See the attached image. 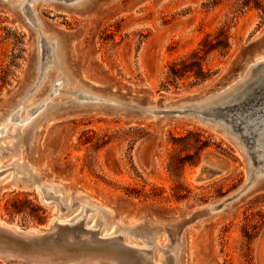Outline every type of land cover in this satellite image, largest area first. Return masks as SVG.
Returning <instances> with one entry per match:
<instances>
[{
    "label": "rangeland",
    "instance_id": "374dc122",
    "mask_svg": "<svg viewBox=\"0 0 264 264\" xmlns=\"http://www.w3.org/2000/svg\"><path fill=\"white\" fill-rule=\"evenodd\" d=\"M86 1H90L87 8L78 11L70 7L72 0H26L19 11L0 0V129L4 128L0 151L16 149L0 152V221L37 230L49 229L56 217L68 225L37 246L22 245L28 252L39 245L59 246L68 238L77 239V232L90 227L98 230L99 210H104L111 214L107 222L113 224L103 225L101 233L118 227L113 236H121L118 229H128L131 234L121 237L142 244L140 254L147 253L151 264H264V182L248 186L220 211L191 218L196 209L237 194L249 180V166L231 136L201 122L188 108L241 78L252 65L249 61L264 55V0H80L78 4ZM30 10L37 26L28 20ZM40 34L66 44L64 73L69 71V78L124 106L82 103L75 94L65 93L77 89L73 84L50 95L51 86L62 81L61 67L47 68L33 95L23 98V91L38 81L36 70L46 57L39 48ZM184 59L191 70L175 78L170 67L177 63V69H184L180 63ZM259 81L253 78L238 104L231 103L228 111L223 110L225 117L214 119L230 126L232 118L239 128H249L250 134L240 137H252L249 143L264 129V79ZM47 98L66 112L35 129L9 122L12 116L23 118L27 106ZM161 101L170 104L171 112L135 115L137 107ZM182 104L187 108H178ZM210 153L225 157L230 168L216 180L194 184L191 174ZM15 165L27 168L39 185L54 188V196L68 209L60 213L56 200L44 198L36 185H20L23 181L11 170ZM257 167L261 168L256 165L253 170ZM87 205L97 210L86 211ZM146 226L151 229L148 244L134 234ZM0 264L37 263L0 258Z\"/></svg>",
    "mask_w": 264,
    "mask_h": 264
},
{
    "label": "bare ground",
    "instance_id": "6f19581e",
    "mask_svg": "<svg viewBox=\"0 0 264 264\" xmlns=\"http://www.w3.org/2000/svg\"><path fill=\"white\" fill-rule=\"evenodd\" d=\"M2 1L4 3H6L7 5L11 6L12 8L18 9L19 11H21L23 9L24 2L26 0L21 1V2H18V0H11V1L10 0H2ZM33 1H36V0H33ZM11 2L18 4V5H13ZM78 2H80V0H72V2L70 3V7H74L78 11H83L90 4V1H86L84 3H79V4H78ZM30 8L31 7H29V9ZM26 11H27V6H26ZM29 12H31V14H32L31 10ZM25 16L27 17V15H25ZM28 17H29V15H28ZM28 20H30L31 24H34V22L36 21V18L32 14L31 17L28 18ZM34 25L37 26L36 24H34ZM39 38L41 40L40 41L41 45L39 46V48L41 47L42 49H44L46 51V57L41 62V64H39L37 67L36 75H37L38 81L35 82V84L33 85L34 87L32 86L29 90L25 89L23 91V93H22L23 98H25V97L28 98V97H31V95H33L36 88L41 83L42 78L45 77L44 71L47 68L53 67L54 69H56V68L61 67L59 79H61L62 81L59 82L58 84L51 86L52 90L50 92V95L59 93V90H57V89L59 87L63 88V85H72L73 84V85H77V87H76L77 89L65 91V93L75 94V96H74L75 99L82 102V103L86 102L87 105L92 106V107H102V106L104 107L107 103H110V102H112L116 106V108H120V107L122 108L124 106L120 102L115 101V99H111V98H108L106 96H101L98 94L91 93L90 89H89L90 87L87 89H84L82 87V85H80V82L77 79H74L72 77H70L71 78L70 79L68 77V75H70L69 71H67L66 74L64 73V70L66 71L65 64L67 63V60H68V51H67L66 44L63 41L57 42V40L55 41L54 39L44 37L41 34H40ZM250 62L252 63V65L245 69V75L243 74L244 76L242 75L241 78L232 79L228 83V85L226 87H224L220 92H218L216 94H215V92H213L210 96L201 98L200 101H198L196 103H191L188 108H191L193 110L194 109L204 110V109H207L213 105L226 103V102L232 100L233 98L237 97L238 94L244 90L245 86L253 78L255 80H257V78L260 75H262V73L264 72V55L261 58H258L255 60L252 59L251 61H249V63ZM257 67H259L260 69H258ZM54 82H55V80L51 81V83H54ZM261 83H262V81H261ZM259 84H257V85H259ZM249 85H250V83H249ZM248 86H247V88L251 87V86H249V87ZM33 90H34V92H33ZM242 94H244V93H242ZM50 95L48 96L49 99H51ZM243 96H246V95H243ZM48 98H47V100H48ZM239 98H241V97H239ZM247 99H249V98H247ZM47 100H44L43 102L39 103L36 106H30V107L27 106V112H26L24 117L22 116L23 118H16V117L12 116L9 119V122H11V120L18 121V123H17L18 127L16 126L17 128H21L23 126L29 125L28 127L30 129H35V128L39 127L41 122L45 121L46 119H49L51 117H56L57 115H60V113L66 112L65 110L60 108L59 104L50 103V100H48V101ZM238 100H237V104H238ZM242 100H243V98H242ZM185 107L186 106H184V104H182V106L180 105L178 108L184 109ZM262 109H264V108L262 107ZM188 111H191V110L188 109ZM36 114H38V116L40 118L34 119ZM238 116H240V115H238ZM241 116H243V115H241ZM262 117H264V116H262ZM222 118L223 117H221V119ZM249 119H248V122H249ZM256 119H257V117H256ZM220 121H216V122H220ZM259 121L260 120H258V122ZM211 124L213 127L221 128V130L225 134L231 136L233 138V140L239 145L240 149L243 151V153L245 155L244 143L242 141V139L244 137L240 140L241 136H239L237 133H235L230 128L229 124H228V126L225 125L223 122H220L219 124L214 123L216 125H214L213 123H211ZM12 125L15 126L14 124H12ZM259 125H261V124H259ZM254 126H256V125H254ZM254 126H252V127L254 128ZM262 126L263 125H261V127ZM16 127H14L13 129L10 128L13 131V134H14V132H16V129H15ZM261 127H259V128H261ZM3 129L4 128H1L0 131ZM256 129H258V128H256ZM262 130H264V129H262ZM251 131H252V128H251ZM29 132H30V130H29ZM248 132H250V131H248ZM255 132H257V131H255ZM29 136L31 138V133L29 134ZM245 136H248V135H245ZM249 140H251V139H249ZM254 143H255V148L257 150H260L259 157L263 160L262 163L260 164V166L263 169L257 167L258 169L250 172L251 181H250L249 186L258 185V184H261L264 182V135H262L261 133L257 134L256 138L254 139ZM2 150L7 151V152L8 151H11V152L16 151V149H12V148L2 149ZM2 150L0 152H3ZM11 170H13V172L15 173V177L18 180L20 179L21 182L23 181V184H20V185H23L24 187H30L31 185H36L37 188L39 189V192L42 195H44V198L55 199L56 202L58 203L59 207L61 208L60 213H63L64 210L68 209L65 205H63L61 203L60 197L54 196L55 189L52 188V190H50L48 186L39 185L37 180L35 179L34 175L27 168L25 169V167H24V169H23V168L19 167L18 165L17 166L15 165L11 168ZM190 179L194 184H197L196 182L193 181L192 174L190 176ZM85 210L92 212V210H97V209L89 207V208H85ZM88 217L89 216H86V218H88ZM110 217H111V214L109 212L104 211V210H101V211L99 210L98 222L96 223L100 227L98 230L92 229L93 227H90L89 230L86 229L82 233L79 231V232H77V236H78L77 239L72 237V238L66 239V242L61 243L63 241L62 240L60 242L61 244L59 246L58 245H52V244L51 245H48V244L44 245L43 243H41V244H43V246L39 245L38 247H35L32 250L29 249L32 253H28L29 254L28 256H31L32 258L36 259L37 261L72 258L73 260H78L81 264H151L152 262L150 263V260L148 262L145 258V256L148 255L147 253H146V255L140 254V252L142 251L140 246L142 244L137 245L134 243H129V242L125 241L123 239V237H121V236L126 235V234H128V235L131 234L128 229L119 228L120 230L118 229V232L122 234L121 236H113L114 233L116 232L115 230L118 227H116V229L111 233H108V234L101 233V228L103 227V225L106 226V225H112L113 224L112 222H107ZM81 218H79L75 222L78 223V221ZM57 222L65 223V222H60V221H57ZM11 228H13V230H19V228L15 227V226L7 225L6 223L0 221V229L9 230ZM148 229L151 230L150 228H148L146 226V227L142 228L140 230V232L134 233L143 239L146 238L143 241V243H145V244L150 243V238L148 236L150 231H147ZM71 230H73V229H71ZM110 230H111V226H109L108 232H110ZM34 231H36V230H34ZM67 234H70V233L67 232ZM58 235H59V232H58ZM56 236H57V234H56ZM57 238H58V236H57ZM49 240H51V239H49ZM38 242H36V243H38ZM143 250H145V252H147L146 249H143ZM147 250H149V249H147ZM171 256H172V254H171ZM172 260H174V259H172ZM170 264H172V263H170Z\"/></svg>",
    "mask_w": 264,
    "mask_h": 264
},
{
    "label": "water",
    "instance_id": "95a60500",
    "mask_svg": "<svg viewBox=\"0 0 264 264\" xmlns=\"http://www.w3.org/2000/svg\"><path fill=\"white\" fill-rule=\"evenodd\" d=\"M258 68V67H257ZM264 79V72L262 75H260L256 82L259 80ZM230 82V81H229ZM228 82V83H229ZM242 92L238 94L237 97L233 98L232 100L218 104L217 107H209L204 110H196L195 117L200 120L203 123H206L210 126H212L211 123H217L220 122L214 121L215 118L218 117H225L224 111H228L229 105L233 102H236L238 98L241 96ZM226 107V109H223L222 107ZM168 107H170V104H166L164 102H154L151 104H148L145 107H137V114L136 116H153L158 115L161 113L171 112L168 111ZM165 109V110H164ZM209 117H212L213 119H210ZM225 121V120H224ZM226 122V121H225ZM228 122L230 123V128L235 131H242V135H248L250 132H248L247 127L239 128L238 124L233 121L232 118H229ZM235 122V123H234ZM224 123V122H223ZM216 125V124H214ZM261 133L264 135V131L258 132L257 134ZM257 136V135H256ZM248 139H252L249 137H245L243 140L244 148H245V158L248 163L249 167V180L240 188L239 192L235 195L228 196L220 201L217 202H211L203 207L196 209L192 214L191 218H197L206 216L208 214L220 211L227 203H229L231 200L237 197L240 193L244 192L247 187L250 184L251 177L250 172L253 171L254 167L256 165H260L262 163V159L259 157L260 150H257L255 148L254 140H252L250 143L248 142ZM230 168V162L223 156L210 153V154H204L201 158L200 164L195 168L194 172L192 173V179L196 183H205L211 180H216L222 175H224L228 169ZM45 201V199L43 198ZM69 228L68 225L61 224L57 222L56 217H54L49 224V229H37L36 231L32 229H21L19 230H13V228L7 230V229H0V258L2 259H21L24 262L27 263H52V262H76L77 260H73L72 258L68 259H51V260H44V261H37L36 259L32 258L31 256H28V253H32L30 250L24 251L23 246L25 244H33V246L39 244L45 236L49 234H53L54 230L61 229L64 230ZM39 241V242H38ZM38 242V243H36ZM80 263V262H79Z\"/></svg>",
    "mask_w": 264,
    "mask_h": 264
},
{
    "label": "trees",
    "instance_id": "16d2710c",
    "mask_svg": "<svg viewBox=\"0 0 264 264\" xmlns=\"http://www.w3.org/2000/svg\"><path fill=\"white\" fill-rule=\"evenodd\" d=\"M197 53H198V52L193 53L192 56L197 55ZM186 61H187V59H184V60H182V61L180 62L181 64L184 65V69H182V70H179V69L176 68L177 63H172V65H171L170 68H171L172 73H173V76H174L175 78L181 76V74H183L184 72H188V71L191 70L190 65H187V64H186Z\"/></svg>",
    "mask_w": 264,
    "mask_h": 264
}]
</instances>
